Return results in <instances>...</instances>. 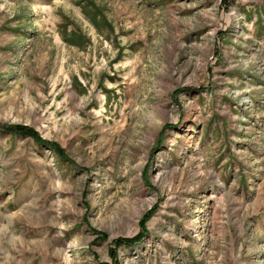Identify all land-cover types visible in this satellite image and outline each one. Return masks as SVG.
<instances>
[{
  "label": "rangeland",
  "instance_id": "1",
  "mask_svg": "<svg viewBox=\"0 0 264 264\" xmlns=\"http://www.w3.org/2000/svg\"><path fill=\"white\" fill-rule=\"evenodd\" d=\"M0 264H264V0H0Z\"/></svg>",
  "mask_w": 264,
  "mask_h": 264
},
{
  "label": "trees",
  "instance_id": "2",
  "mask_svg": "<svg viewBox=\"0 0 264 264\" xmlns=\"http://www.w3.org/2000/svg\"><path fill=\"white\" fill-rule=\"evenodd\" d=\"M143 240V238H137V239H135V240H119L118 241V243L117 244H129V243H131V244H137V243H139V242H141ZM114 256V253L113 252H111V257H113Z\"/></svg>",
  "mask_w": 264,
  "mask_h": 264
},
{
  "label": "built area",
  "instance_id": "3",
  "mask_svg": "<svg viewBox=\"0 0 264 264\" xmlns=\"http://www.w3.org/2000/svg\"><path fill=\"white\" fill-rule=\"evenodd\" d=\"M242 24H243L244 26H246V27L248 26V25H247L246 23H244V22H242ZM251 25H252V24H251Z\"/></svg>",
  "mask_w": 264,
  "mask_h": 264
}]
</instances>
